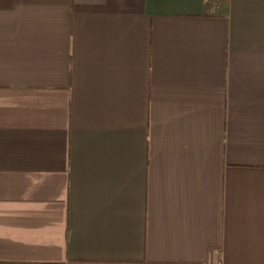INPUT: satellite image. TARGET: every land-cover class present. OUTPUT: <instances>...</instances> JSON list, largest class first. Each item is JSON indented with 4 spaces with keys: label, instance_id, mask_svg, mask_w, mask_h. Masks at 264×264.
I'll use <instances>...</instances> for the list:
<instances>
[{
    "label": "crops",
    "instance_id": "0c3cea01",
    "mask_svg": "<svg viewBox=\"0 0 264 264\" xmlns=\"http://www.w3.org/2000/svg\"><path fill=\"white\" fill-rule=\"evenodd\" d=\"M0 264H264V0H0Z\"/></svg>",
    "mask_w": 264,
    "mask_h": 264
}]
</instances>
